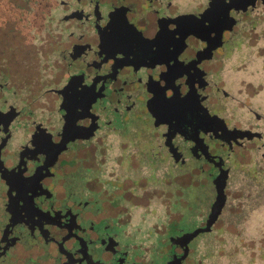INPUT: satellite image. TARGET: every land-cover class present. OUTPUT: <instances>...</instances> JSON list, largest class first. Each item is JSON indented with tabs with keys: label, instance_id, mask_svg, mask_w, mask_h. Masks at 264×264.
Wrapping results in <instances>:
<instances>
[{
	"label": "flooded vegetation",
	"instance_id": "obj_1",
	"mask_svg": "<svg viewBox=\"0 0 264 264\" xmlns=\"http://www.w3.org/2000/svg\"><path fill=\"white\" fill-rule=\"evenodd\" d=\"M262 41L264 0H0V264H200L264 178Z\"/></svg>",
	"mask_w": 264,
	"mask_h": 264
},
{
	"label": "rangeland",
	"instance_id": "obj_2",
	"mask_svg": "<svg viewBox=\"0 0 264 264\" xmlns=\"http://www.w3.org/2000/svg\"><path fill=\"white\" fill-rule=\"evenodd\" d=\"M22 6L28 8L27 4ZM10 17L17 15L10 13ZM245 56V71L234 76L250 82V92L241 97L264 114V41L246 50ZM237 186L244 195L232 193L234 206L229 207L225 231L200 241L197 258L200 264H264V178L255 182L245 177Z\"/></svg>",
	"mask_w": 264,
	"mask_h": 264
},
{
	"label": "water",
	"instance_id": "obj_3",
	"mask_svg": "<svg viewBox=\"0 0 264 264\" xmlns=\"http://www.w3.org/2000/svg\"><path fill=\"white\" fill-rule=\"evenodd\" d=\"M211 224V223H210Z\"/></svg>",
	"mask_w": 264,
	"mask_h": 264
}]
</instances>
